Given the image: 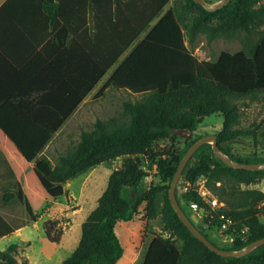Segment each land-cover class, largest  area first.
<instances>
[{
	"label": "trees",
	"instance_id": "obj_1",
	"mask_svg": "<svg viewBox=\"0 0 264 264\" xmlns=\"http://www.w3.org/2000/svg\"><path fill=\"white\" fill-rule=\"evenodd\" d=\"M173 1V2H172ZM212 2V0H208ZM44 7L54 39L69 56L67 85L75 95L72 106L55 123L41 110H0V148L17 177L16 190L3 192L4 201L19 199L27 211L23 222H36L47 205L65 192V184L99 163L127 156L123 167L113 170L97 206L82 223L77 247L64 264H119L125 248L116 226L141 213L143 219L156 216L157 195L166 189L164 229L149 242L142 264H264V244L243 256H223L211 250L181 220L174 209L169 188L189 147L201 136L187 135L183 146H175L180 130L197 131L205 116L222 114L218 135L222 149L242 162L264 161V154H235L229 143L241 136H257L256 130L240 127V101L264 93V29L259 41L247 48L222 50L216 59H202L190 44L200 33L209 40L230 37L239 31L251 33L264 25V0H231L208 10L195 0H35ZM172 4L170 5V3ZM170 5V6H169ZM78 52V70L75 66ZM113 68V69H112ZM112 69L96 96L110 86L139 94L124 102L125 119L99 118L80 141L62 153L57 161L44 152L46 145L75 107ZM32 116L31 119H28ZM170 140L164 146L160 141ZM156 166L159 183L148 185L142 160ZM264 175V169L235 168L217 157L212 143L203 144L183 170L180 181L207 178L202 189L182 191L181 205L193 222L215 244L241 249L264 236L259 203L264 191L242 188ZM224 202L217 208L212 200ZM198 203L203 216L188 212ZM192 209V208H191ZM224 212L236 220L238 235L232 243L215 238L208 231L209 220L218 221ZM214 214V217L212 216ZM245 226L249 228L243 232ZM20 227V226H18ZM0 212V237L18 228ZM47 238L60 242L64 233L59 220L45 221ZM207 230V231H206ZM181 241V243H179ZM18 243L0 250V264H25L18 259Z\"/></svg>",
	"mask_w": 264,
	"mask_h": 264
},
{
	"label": "rangeland",
	"instance_id": "obj_2",
	"mask_svg": "<svg viewBox=\"0 0 264 264\" xmlns=\"http://www.w3.org/2000/svg\"><path fill=\"white\" fill-rule=\"evenodd\" d=\"M217 1L212 0V2ZM263 29L264 25L254 29L251 33L239 31L233 36H217L212 40H209L205 33H200L196 42L190 46L200 58L216 59L224 49L235 52L254 45L260 40ZM112 69L105 74L96 89L88 96L78 117L71 124L65 126L47 149L53 163L62 153L75 146L80 141L82 132L92 129L97 119L112 117L125 119L123 116L124 102L140 97L139 94L132 93L127 89L112 86L107 89L103 96L97 97L94 92L111 74ZM240 106V127L244 130H256L257 136H241L232 140L229 145L238 155H249L255 152L264 154V93L243 98L240 101ZM223 121L222 114L205 116L197 131L180 130L181 136L176 138L174 143L165 140L160 141V145L172 143L178 147L183 146L187 135H199L205 132L217 133ZM126 158L127 156H119L112 161L99 163L80 176L70 179L65 184L66 192L56 201L47 205L42 216L36 222L23 226L22 224L28 214L23 203L17 198L4 201L2 197L3 192L17 189L18 180L7 158L0 151V212L14 226H20L16 232L0 237V250L5 249L11 243H18L17 257L25 264H64V259L77 247L82 234V223L97 206L99 197L108 185L111 173L113 170L123 167ZM150 162L151 160H142L143 168L149 172L148 185L159 183L160 180L156 166L151 167ZM179 184L180 181L177 187ZM241 187L259 188L264 191V175L251 184H242ZM165 200L166 189H161L157 195L156 216L148 222L143 219V205L141 213L134 219L121 221L117 224L116 230L125 248L119 264H142L151 239L157 233L169 235V232L164 229ZM258 206L259 215L264 220V207H260V203ZM187 208L191 217L194 218L193 210ZM49 219L59 220V225L63 226L64 233L60 242H52L47 238L44 223Z\"/></svg>",
	"mask_w": 264,
	"mask_h": 264
},
{
	"label": "crops",
	"instance_id": "obj_3",
	"mask_svg": "<svg viewBox=\"0 0 264 264\" xmlns=\"http://www.w3.org/2000/svg\"><path fill=\"white\" fill-rule=\"evenodd\" d=\"M45 11L35 0H0V110H9L8 115L12 113L13 117H16L13 112L21 107L29 109L30 114L41 110L50 115L47 122L55 123L72 106L76 94L67 85L70 63L63 47L68 41L63 46L54 39ZM76 54L78 70L82 62L79 64L78 52ZM100 82L75 107L46 145L44 152L48 156L47 149L65 126L78 117L86 99ZM0 151L6 157L1 148Z\"/></svg>",
	"mask_w": 264,
	"mask_h": 264
},
{
	"label": "water",
	"instance_id": "obj_4",
	"mask_svg": "<svg viewBox=\"0 0 264 264\" xmlns=\"http://www.w3.org/2000/svg\"><path fill=\"white\" fill-rule=\"evenodd\" d=\"M196 2L203 5L208 10H216L228 4L231 0H218L217 2H210L208 0H195ZM210 142L212 143V148L217 157L222 159L228 165L249 170H258L264 169V161L260 162H242L234 159L228 153H226L218 142V135L215 133L205 134L195 140V142L189 147V149L184 154L180 164L177 168V171L174 175L173 181L169 188V197L171 203L180 216L181 220L191 229V231L203 241L211 250L217 252L223 256H243L247 253H250L260 245L264 244V236L250 242L247 246L241 249H225L217 244H215L202 230L193 222L190 216L186 213L183 206L181 205L178 195H177V185L182 177L183 170L187 165L188 161L194 155V153L200 148L203 144Z\"/></svg>",
	"mask_w": 264,
	"mask_h": 264
},
{
	"label": "built area",
	"instance_id": "obj_5",
	"mask_svg": "<svg viewBox=\"0 0 264 264\" xmlns=\"http://www.w3.org/2000/svg\"><path fill=\"white\" fill-rule=\"evenodd\" d=\"M206 180L207 178L205 176H202L196 182H191L188 180L180 181L179 186L182 191H188L192 188L202 189ZM222 205H225V203L220 201L218 198L212 200L213 208H217ZM260 207H264V200L260 202ZM191 208L197 217L201 218L203 216L201 210L199 209L198 203H191ZM212 216L214 217V214H212ZM248 228V226H245L243 232H245ZM208 231L215 238L227 243L234 242L237 236L241 235V232H238L237 234L236 220L232 216L227 215L224 212L219 215V219L217 222L214 223L213 221H211V219L209 220ZM241 238L243 240L246 239V235H241Z\"/></svg>",
	"mask_w": 264,
	"mask_h": 264
}]
</instances>
